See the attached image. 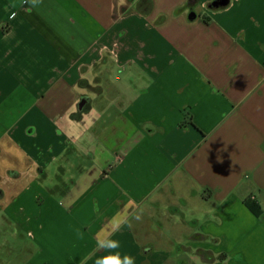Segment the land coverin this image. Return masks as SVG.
<instances>
[{
    "label": "crops",
    "instance_id": "1",
    "mask_svg": "<svg viewBox=\"0 0 264 264\" xmlns=\"http://www.w3.org/2000/svg\"><path fill=\"white\" fill-rule=\"evenodd\" d=\"M212 1L0 0V224L34 228L27 264H264V0Z\"/></svg>",
    "mask_w": 264,
    "mask_h": 264
},
{
    "label": "rangeland",
    "instance_id": "2",
    "mask_svg": "<svg viewBox=\"0 0 264 264\" xmlns=\"http://www.w3.org/2000/svg\"><path fill=\"white\" fill-rule=\"evenodd\" d=\"M27 231L31 233L29 237L23 227L18 229L17 226H7L1 222L0 264H27L30 256L36 254L39 244L33 239L35 230L28 227ZM179 244L181 243H177L178 249L175 253H172L169 259L172 264H209L217 258L213 254L208 255L205 252H195V256H191L188 252L187 256L179 257L181 252Z\"/></svg>",
    "mask_w": 264,
    "mask_h": 264
},
{
    "label": "water",
    "instance_id": "3",
    "mask_svg": "<svg viewBox=\"0 0 264 264\" xmlns=\"http://www.w3.org/2000/svg\"><path fill=\"white\" fill-rule=\"evenodd\" d=\"M231 0H213L210 4L211 7H225L230 3ZM197 16L195 11H191L189 13V18L190 19H194Z\"/></svg>",
    "mask_w": 264,
    "mask_h": 264
},
{
    "label": "trees",
    "instance_id": "4",
    "mask_svg": "<svg viewBox=\"0 0 264 264\" xmlns=\"http://www.w3.org/2000/svg\"><path fill=\"white\" fill-rule=\"evenodd\" d=\"M190 1H192V0H189V3H187L185 5L186 7L190 6L189 5L190 4ZM151 4H152L151 0H140V6H141L140 8L143 9L144 11L149 10L151 8ZM183 7L178 8L177 9V12H179ZM202 252H204V251H202ZM205 254H208V253L205 252Z\"/></svg>",
    "mask_w": 264,
    "mask_h": 264
},
{
    "label": "clouds",
    "instance_id": "5",
    "mask_svg": "<svg viewBox=\"0 0 264 264\" xmlns=\"http://www.w3.org/2000/svg\"><path fill=\"white\" fill-rule=\"evenodd\" d=\"M131 262H132V261H131V259L129 258L128 264H131Z\"/></svg>",
    "mask_w": 264,
    "mask_h": 264
}]
</instances>
